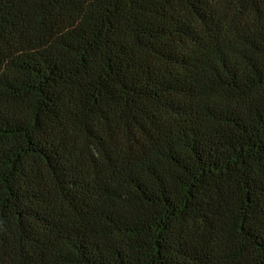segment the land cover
Listing matches in <instances>:
<instances>
[{"label": "trees", "instance_id": "16d2710c", "mask_svg": "<svg viewBox=\"0 0 264 264\" xmlns=\"http://www.w3.org/2000/svg\"><path fill=\"white\" fill-rule=\"evenodd\" d=\"M0 264H264V0H0Z\"/></svg>", "mask_w": 264, "mask_h": 264}]
</instances>
